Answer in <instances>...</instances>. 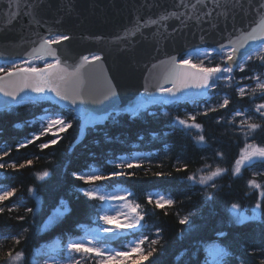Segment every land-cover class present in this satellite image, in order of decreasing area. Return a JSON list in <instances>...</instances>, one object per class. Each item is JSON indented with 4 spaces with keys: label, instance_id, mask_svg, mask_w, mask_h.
Segmentation results:
<instances>
[{
    "label": "snow or ice",
    "instance_id": "snow-or-ice-1",
    "mask_svg": "<svg viewBox=\"0 0 264 264\" xmlns=\"http://www.w3.org/2000/svg\"><path fill=\"white\" fill-rule=\"evenodd\" d=\"M44 0H0V16L5 18L4 26L11 25L21 15L28 17V29L36 39L29 43L31 47L24 53L23 58H17L11 62L12 66L7 67L9 61H5V66L0 67V93L6 99L0 105L4 109L11 108L13 104H39L41 101L50 103V107L44 111V114L37 120L30 121V124L39 123V129H34L29 136H26L23 142L16 143V150L26 148L28 145L35 144L41 151L57 145L62 139V135L71 129L75 124L81 134L87 129L97 130L98 125L106 121L118 123L123 113L129 114V118H136L147 112L149 105L153 104H176L180 101L192 103L197 108L203 107L202 112H187L186 118L174 116L169 123L182 126L186 131L197 130L198 135L193 139L197 144L206 145L207 140L203 134V125L197 122L198 116H208L209 113H215L219 110L227 111L231 104L228 94H224L221 102L215 106H205L200 103L198 97L204 96L211 99V96L204 90L217 89L221 82L226 88H235L236 95L239 98L246 96L251 99H260L264 101V78L260 73H254L250 79L255 83L254 87L249 85L239 86L235 80L234 73L237 69L243 73L249 63H255L257 68H264V0H174L173 7L175 11L162 12L157 18L151 16L141 17L139 14L128 26L115 34L109 41L110 45L118 46L121 52L132 51L136 48L137 36L143 40L150 37L144 34V30L157 25L156 32L151 33V38L156 40L157 54L160 52L161 41L168 40L175 33L187 29L189 22L194 21L197 27L207 23L212 32L219 29L221 21L224 23V29L220 30L221 40L216 41L210 50L201 51V46H193V50L182 54L185 58H177V55H166V58L153 64L152 68L162 67L164 70L161 75L154 77L155 83H152L149 76H145L143 89L139 98L127 105L121 104L118 92V86L112 83V80L103 75V70H96L93 65H102L105 55L103 51L85 54L78 59L69 57L66 52H62L60 47L63 42L71 39L69 35L60 31H53L48 28L41 33V19L38 17V9ZM211 5V6H209ZM49 6L51 4L49 3ZM141 7H158L157 0H141ZM74 9L73 0H60L59 12L71 13ZM206 9V11L204 10ZM179 21L177 27L172 28L167 36L162 35L160 29L168 30L167 21L171 19ZM238 18L241 23L237 26ZM229 20H231V29L229 30ZM62 22V18L55 21L56 24ZM47 23V22H45ZM201 31L204 32L203 28ZM207 33L200 36L201 44L205 41ZM96 39H102L97 37ZM2 55V54H0ZM193 55L203 57L198 63L192 62ZM215 56L220 57V62L212 64ZM69 59L73 62L69 63ZM208 61V64L205 63ZM37 62H42L43 67H38ZM249 79L247 76H241V80ZM170 85V86H168ZM192 89L201 90L193 93ZM35 95H29L28 91ZM252 115H249V113ZM156 115V113H149ZM165 117L169 116L164 112ZM71 116V118H68ZM253 116L258 118L253 119ZM237 118H240L237 120ZM225 121V117L217 118L216 123ZM227 125L235 129V133L245 138L244 147L239 151L231 169L212 167L204 164L195 173L189 174L186 180L193 186H201L205 192L206 202L214 199L215 192L219 186L216 179L224 176L229 171L233 176H240L242 171L253 167L259 162L264 165V145L255 142H249L254 134L264 129V102L254 105V111L246 108L244 111H234L227 117ZM19 125H17L18 127ZM48 137L43 142L42 138ZM106 139H110L106 136ZM142 140L143 137H140ZM7 149V150H5ZM12 148L5 144H0V169H12L14 172L31 166L32 159L24 160L22 163L15 161L2 162L4 157H8ZM221 160L223 152L215 153ZM143 157H129L127 160L121 157H114L109 161L113 165L107 174L103 170H96L89 166L86 171H74L71 176L76 181L83 182V186H77L73 190L82 193L89 202L98 201V204L91 206L90 219L95 227H88L85 224H77L76 227L82 232L78 237L69 236L66 243V253L61 260L52 258V264H84L85 261L90 264H151L152 259L163 249V229L158 225L149 226L146 220L154 212H150L147 207L136 203L131 199L133 193L129 190L116 185L113 187L114 178L121 176H134V168H140L141 163H134L135 160L142 161ZM187 164H182L176 168L177 172L186 171ZM50 172L45 169L36 172L35 179L42 181L50 176ZM156 176H162L164 173L156 172ZM264 175L256 171L252 172L251 179H248L246 186L253 192H258V197L254 206L242 208L238 203H232L228 209L230 222L236 225H243L248 221H260L264 223V182H258L257 177ZM100 182H104L103 184ZM112 188V190H109ZM30 196L35 195L33 187L28 188ZM17 189L0 186V214L7 211L9 219L11 213L18 212L22 206L13 203L11 207H5L4 202L9 201L15 196ZM147 204L154 205V209L164 210L168 214L167 208L176 204V200L171 194L164 195L160 193L148 194L146 196ZM38 205L24 209L26 215H17L18 222H25L28 215L33 219L37 215ZM58 209L54 215L48 217L43 227L59 226L66 215L70 214L72 209L69 202L61 199ZM250 213V214H249ZM195 212L187 215L178 216L180 225L187 226L189 231L193 230L192 217ZM154 228V237L151 229ZM29 228H23L11 239L16 245L26 238ZM219 236L225 235L218 233ZM126 245H121L122 250L109 246V241L116 238H127ZM183 237V232L181 233ZM3 233H0V239H7ZM64 247L57 242L50 251L57 252ZM261 256H264V249L260 250ZM4 264H24L26 259L23 250L7 251ZM209 258L204 264H232L234 260L240 258L235 255L228 247L212 246L208 250ZM188 256L187 249L182 250L174 257V264H192L193 256ZM47 264V262H46ZM240 264H243L240 261ZM259 264H264L262 258Z\"/></svg>",
    "mask_w": 264,
    "mask_h": 264
},
{
    "label": "trees",
    "instance_id": "trees-1",
    "mask_svg": "<svg viewBox=\"0 0 264 264\" xmlns=\"http://www.w3.org/2000/svg\"><path fill=\"white\" fill-rule=\"evenodd\" d=\"M202 58L193 55L192 62L198 63ZM217 62H220V57L215 56L209 66H214ZM205 63L208 64V61ZM11 66L12 64H7V67ZM257 72L264 74V68H257L255 63H249L243 73L239 69L236 70L235 80L239 82V86L254 87L255 83L250 77ZM242 75L249 79L241 80ZM207 93L211 99L203 97L200 99L201 104L215 106L222 101L224 94H228L231 104L227 111L219 110L209 113L206 117L203 115L197 117V122L203 125L206 145L197 144L193 139L199 134L197 130L186 131L182 126L169 123L174 116L186 118L187 112L203 111L202 107L197 108L195 104L185 101H180L178 105H149L148 111L136 118H129V114L123 113L118 123L106 121L98 125L95 131L87 129L81 138H78L79 128L74 123L73 127L62 135L57 145L43 151L35 144L17 151L15 145L23 142L34 129H39L38 123L33 125L29 122L37 120L51 106L50 103L41 101L36 105L23 103L13 104L8 109L0 108V144L6 143L12 148L10 155L4 157L2 162L11 160L22 163L27 159L33 160L31 166L15 172L12 169H0V186L7 185L17 189L16 195L5 201L4 206L11 207L13 203L22 205L18 212L11 213V219L7 211L0 214V233L8 237L0 239V264H4L5 254L9 250H12L13 254L15 251L23 250L26 257L24 264H43V255L36 254V249L50 251L57 242L64 247L58 249L55 254L63 257L69 236L82 235L81 230L76 227L77 224L95 226L90 219L91 206L99 203L89 202L82 193L73 190L77 186H83V182L76 181L71 173L86 171L91 166L93 169L103 170V174L106 175L113 167L109 161L114 157L125 160L129 157L144 158L142 161H133L141 163L140 168L126 170L133 171L134 176L114 178L113 187L119 185L133 193L131 197L133 201L154 212L146 223L149 226L158 225L163 229V249L152 259L151 264H174V257L184 249L188 251L185 260L195 253L192 264H204L205 260L210 259L207 250L210 244L226 246L235 253L240 260H234L232 264H240V261L243 264H259L264 258L260 254V250L264 249V223L248 221L243 225L233 224L230 222L228 209L232 203H238L242 208L254 206L259 194L251 191L246 182L253 178V171L264 173V165L257 162L253 165L255 168L243 170L238 177L229 171L217 178L216 184L219 188L210 202L205 201V190L199 185L193 186L186 177L195 173L204 164H209L213 168L219 165L230 170L240 149L244 147L245 138L227 125V117L237 110L251 108L254 111V105L264 101L248 96L239 98L235 88H226L223 82L217 89L207 90ZM164 112H168L169 116L165 117ZM220 116L225 117V121L218 124L216 120ZM253 119L258 122L257 117L253 116ZM106 136L110 139H106ZM47 138H42L41 142ZM249 142L264 145V129L257 131ZM217 151L223 152L222 160L215 155ZM182 164L188 165L187 170L177 172L176 168ZM45 169L51 173L50 176L37 181L34 174ZM156 172H162L164 175L156 176L154 175ZM257 179L258 182H264V175ZM30 186L35 189L34 196H30L27 191ZM151 191L162 192L164 195L171 194L176 200L173 207L167 208V215L164 210L154 209V205L147 204L146 196ZM61 199L69 202L71 213L66 215L59 226L53 225L40 230L49 216L60 211L58 205ZM34 205H38L34 219L28 215L25 222L16 221L17 215H26L24 209ZM192 212L196 213L192 217L194 228L189 231L187 226L179 224L177 213L183 216ZM23 228H29V232L25 234L26 238L16 245L11 236ZM151 231L155 238V229L152 228ZM221 232L225 235L219 236L218 233ZM130 238L132 237L118 238L114 242H109V246L121 249V245ZM84 264L90 262L85 261Z\"/></svg>",
    "mask_w": 264,
    "mask_h": 264
},
{
    "label": "water",
    "instance_id": "water-1",
    "mask_svg": "<svg viewBox=\"0 0 264 264\" xmlns=\"http://www.w3.org/2000/svg\"><path fill=\"white\" fill-rule=\"evenodd\" d=\"M157 3L158 7L148 9L140 6L141 0H73L74 9L71 13H67L58 11L60 0H44L38 9V17L41 19L42 25L39 31L43 33L51 28L53 31L69 35L71 39L63 42L59 47L62 52H66L69 57L74 59H78L81 55L103 51L105 59H103L102 65H93V68L102 69L103 75L118 86L123 106L139 98L145 76H149L152 83L156 82L154 77L161 75L164 69L162 67L153 69L152 65L165 59L166 55H177L178 59L184 58L182 54L193 50V46L200 45L201 49H210L216 41L223 42L220 36V30L224 29L222 21L216 32H212L207 23L197 27L195 22L191 21L187 29L173 34L166 41H161L159 54L156 51V40L151 38V33L156 32L159 27L157 25L144 30V34L150 37L148 40H143L140 36L136 37L138 43L132 51L121 52L118 50V46L109 44L111 38L128 26L135 15L151 16L155 19L162 12L176 10L173 7L174 0H157ZM204 10L206 11V9ZM61 18L62 22L56 24L55 21ZM4 21L5 18L0 16V54H2L0 61L23 58L24 53L31 47L29 42L36 39L31 34L36 29L33 28L31 31L28 29V17L23 15V10L20 17L11 25L4 26ZM165 23L168 25L167 32L160 29L162 35L165 36L171 32L172 28L179 25V21L174 18ZM240 23L241 20L238 18L237 26ZM201 28L204 32L201 31ZM230 29L231 20H229ZM205 33H207L205 41L201 44L200 36ZM97 37H102V39H96ZM72 62L73 60L69 59V63ZM26 91L29 95H35L29 90ZM191 91L198 93L201 90L192 89ZM6 99L11 98L0 93V105ZM0 108L3 107L0 106ZM82 135L79 132L78 138H81Z\"/></svg>",
    "mask_w": 264,
    "mask_h": 264
},
{
    "label": "rangeland",
    "instance_id": "rangeland-1",
    "mask_svg": "<svg viewBox=\"0 0 264 264\" xmlns=\"http://www.w3.org/2000/svg\"><path fill=\"white\" fill-rule=\"evenodd\" d=\"M206 49H201V51H205ZM192 51V50H191ZM190 52V51H189ZM202 105H205L204 103H202ZM206 106V105H205ZM203 108V107H202ZM44 114V113H43ZM42 114V115H43ZM41 115V116H42ZM240 119V118H239ZM238 118H237V120H239ZM40 127V125H39V123H38V128ZM251 168H255L254 166L253 167H251ZM155 193H160V194H163L162 192H158V191H151V192H149L148 194H155ZM95 227V226H94ZM130 239H132V238H130ZM128 243V240L124 243V245H126ZM212 246H217V245H215V244H211V245H209L208 246V249L207 250H209ZM111 247V246H110ZM112 248H115V247H112ZM116 249H118V248H116ZM118 250H120V249H118ZM35 253L36 254H42L43 255V258H42V260H43V264H46V262H47V264H52V258L53 257H55V259H57V260H61L62 259V257H59L58 255H56L55 254V252H52V251H49V250H47V249H45V250H42V249H36V251H35Z\"/></svg>",
    "mask_w": 264,
    "mask_h": 264
}]
</instances>
